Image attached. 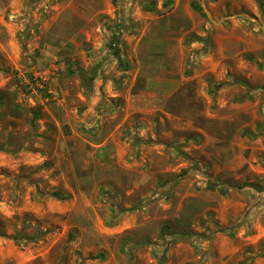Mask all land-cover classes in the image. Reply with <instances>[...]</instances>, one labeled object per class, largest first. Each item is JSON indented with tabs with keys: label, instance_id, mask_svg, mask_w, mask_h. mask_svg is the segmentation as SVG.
<instances>
[{
	"label": "rangeland",
	"instance_id": "1",
	"mask_svg": "<svg viewBox=\"0 0 264 264\" xmlns=\"http://www.w3.org/2000/svg\"><path fill=\"white\" fill-rule=\"evenodd\" d=\"M193 3L129 59L134 7ZM0 264H264L257 0H0Z\"/></svg>",
	"mask_w": 264,
	"mask_h": 264
},
{
	"label": "crops",
	"instance_id": "2",
	"mask_svg": "<svg viewBox=\"0 0 264 264\" xmlns=\"http://www.w3.org/2000/svg\"><path fill=\"white\" fill-rule=\"evenodd\" d=\"M109 2H103L102 5H97L93 10L88 11L85 14V21L80 22V27L83 29L91 28L94 22V18L101 14L112 15L114 9ZM181 6L177 5L171 11L166 14L154 15L148 9L145 10L141 6L134 7V11L131 14V22L127 21L126 24L136 26L133 30V35L126 34L125 39L129 42L130 39V50L127 51L130 54V60L132 62H140V56H150L157 52L155 47L163 44V53H169L173 55L176 53V49H172L169 45L165 46V37L174 38L178 33L184 31V24L186 21L196 22L198 20V14L193 10L191 5H187L180 10ZM90 14V15H89ZM91 37L87 34L85 40H89ZM179 40V39H178ZM180 42V40H179ZM142 58V57H141Z\"/></svg>",
	"mask_w": 264,
	"mask_h": 264
},
{
	"label": "trees",
	"instance_id": "3",
	"mask_svg": "<svg viewBox=\"0 0 264 264\" xmlns=\"http://www.w3.org/2000/svg\"><path fill=\"white\" fill-rule=\"evenodd\" d=\"M259 3V7L261 8L262 11H264L263 5L261 0H257ZM193 9L195 10H200V7L197 6L196 4H192ZM108 28L113 32V38H112V42H111V46H114V53L115 55L118 57H120V48L118 46L119 40H120V33H121V28L120 25H116V26H111L110 24H108ZM116 45V46H115Z\"/></svg>",
	"mask_w": 264,
	"mask_h": 264
}]
</instances>
